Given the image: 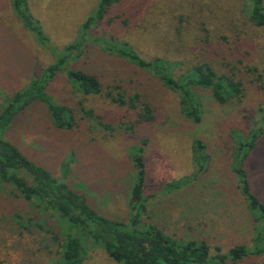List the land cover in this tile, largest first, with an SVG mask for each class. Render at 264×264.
Returning a JSON list of instances; mask_svg holds the SVG:
<instances>
[{"label": "rangeland", "instance_id": "1", "mask_svg": "<svg viewBox=\"0 0 264 264\" xmlns=\"http://www.w3.org/2000/svg\"><path fill=\"white\" fill-rule=\"evenodd\" d=\"M94 2L28 0L33 17L48 37V42H39L13 14L8 0H0V111L14 92L43 73L45 65L53 61L54 51L60 52L75 37ZM244 3L120 0L96 30L114 42L128 44L145 59L162 58L174 75L205 60L199 49L203 35L212 44L220 43L221 54L228 56L234 68L248 63L262 71L264 29L248 21ZM235 53L241 54L237 55L241 65L232 57ZM77 61L99 77L98 93L81 94L60 76L48 84L51 98L74 111L75 126L54 127L44 105L32 102L0 127V139L82 193L97 212L123 221L129 214L127 199L133 179L127 153L131 145L146 138L142 154L147 220L141 215V221L154 224L165 234L203 240L210 254L215 252L214 246L225 251L244 244L249 255L228 264H264V247L253 248V222L233 172L237 162L234 142L248 139L250 130L264 125V92L244 72L237 73L243 87L240 101L219 104L209 90L197 88L201 119L193 123L179 113L176 94L150 72L96 46ZM211 64L221 68L217 58ZM133 92L151 105V123L137 126L138 106L119 105L107 95L123 93L126 98ZM81 108L91 110L92 117ZM130 125L131 132L125 129ZM197 136L209 154L202 173L196 172L190 154L191 139ZM243 153L242 148L238 158ZM240 164L251 191L264 202V128ZM171 181L178 182L177 187H167ZM16 194L10 186L0 190V264H55L59 245L52 236L61 227L57 214L36 208ZM81 245L80 264H121L92 238Z\"/></svg>", "mask_w": 264, "mask_h": 264}, {"label": "trees", "instance_id": "2", "mask_svg": "<svg viewBox=\"0 0 264 264\" xmlns=\"http://www.w3.org/2000/svg\"><path fill=\"white\" fill-rule=\"evenodd\" d=\"M120 0H96L94 7L86 14L76 30L75 37L54 51L53 61L45 65L43 73L30 79L21 90L14 92L0 111V127L8 124L15 112L26 105L37 102L43 104L51 123L56 128L72 129L75 115L72 108L55 102L49 93L48 84L60 76L81 94H95L100 91V79L93 73L78 65L82 55L88 54L92 46L99 50L115 54L134 67L150 72L168 90L177 97L179 113L193 123L200 122V100L197 88L207 89L211 97L219 104L231 100L240 101L243 96L242 80L237 73L244 72L255 87L264 92V66L258 71L256 66L245 63L234 68L227 55H223L220 43L212 44L206 35L199 40V49L205 60L192 63L184 72L174 75L173 68L160 57L145 59L126 43H117L106 38L96 28L112 6ZM13 14L31 31L39 42H48L38 21L33 17L28 0H8ZM246 17L250 23L264 29V0H245ZM237 55H241L238 54ZM235 57L237 64L242 60ZM217 58L219 69H215L211 60ZM49 86V88H48ZM112 102L137 108L135 124L151 123L154 119L149 102L133 92L124 98L123 93L107 94ZM83 113L92 117L91 110L81 108ZM107 128L108 125L101 124ZM264 125L260 124L248 132V139L235 143L237 162L233 172L237 175V187L243 197L247 211L251 215L253 248L264 247V202L249 187L247 172L240 164L246 154L255 146ZM131 132V125L126 128ZM235 131V130H234ZM235 133V132H233ZM238 134V133H237ZM147 139H139L138 144L131 145L127 153L133 168V179L127 199L128 218L116 220L97 212L85 196L70 188L64 181L50 175L38 164L25 158L8 141L0 139V190L11 187L16 195L43 210L54 211L60 222V229L53 233V240L58 241L59 252L55 264H80L81 241L92 238L100 244L106 253L121 264H228L237 263L251 252L244 244H234L222 251L214 246V253L203 240L180 238L163 233L154 224L141 221L146 216V198L143 193L145 180V163L143 147ZM233 147V148H234ZM243 148V155L238 158ZM191 160L196 172H205L209 154L206 144L197 136L190 143ZM178 182L171 181L167 187H177ZM142 215V216H141Z\"/></svg>", "mask_w": 264, "mask_h": 264}]
</instances>
